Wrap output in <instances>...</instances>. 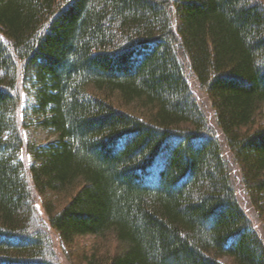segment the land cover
I'll use <instances>...</instances> for the list:
<instances>
[{
  "label": "trees",
  "instance_id": "trees-1",
  "mask_svg": "<svg viewBox=\"0 0 264 264\" xmlns=\"http://www.w3.org/2000/svg\"><path fill=\"white\" fill-rule=\"evenodd\" d=\"M263 106L264 0H0V264H264Z\"/></svg>",
  "mask_w": 264,
  "mask_h": 264
},
{
  "label": "rangeland",
  "instance_id": "rangeland-1",
  "mask_svg": "<svg viewBox=\"0 0 264 264\" xmlns=\"http://www.w3.org/2000/svg\"><path fill=\"white\" fill-rule=\"evenodd\" d=\"M36 100L34 96V90L32 87L27 86L26 90L22 94V112L21 117L26 122V127L22 130L23 138L28 141L35 143L38 146H45L53 141H55L56 136L51 133L49 129H45L41 126V116L35 110ZM211 114H209L210 116ZM212 118V119H211ZM210 118V126L215 128L213 123V117ZM259 123L264 125V106L262 116L259 118ZM36 212L41 219H44L42 207L36 206ZM50 237L52 240L51 246V256L56 260L58 264H72L70 259L67 258V253L65 254L67 247L59 240L55 233L50 231ZM93 241L92 237L79 238V248H88ZM226 262L225 259L222 260Z\"/></svg>",
  "mask_w": 264,
  "mask_h": 264
}]
</instances>
